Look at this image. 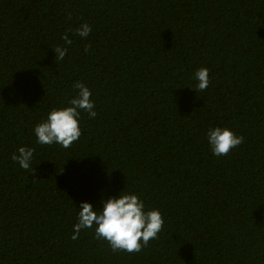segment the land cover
Segmentation results:
<instances>
[{"label": "trees", "instance_id": "16d2710c", "mask_svg": "<svg viewBox=\"0 0 264 264\" xmlns=\"http://www.w3.org/2000/svg\"><path fill=\"white\" fill-rule=\"evenodd\" d=\"M76 81L98 116L81 114L69 148L38 145L33 128ZM213 125L244 142L212 156ZM125 187L162 211L157 239L131 254L92 230L71 239L75 205ZM0 262L264 264V0H0Z\"/></svg>", "mask_w": 264, "mask_h": 264}, {"label": "clouds", "instance_id": "9594fccd", "mask_svg": "<svg viewBox=\"0 0 264 264\" xmlns=\"http://www.w3.org/2000/svg\"><path fill=\"white\" fill-rule=\"evenodd\" d=\"M92 32V26L82 23L74 31L67 30L61 39L63 46L54 49L56 59L63 60L71 46L72 36L87 39ZM88 51V48H85ZM195 81L192 90L203 92L210 84L208 68L201 67L194 72ZM76 94L68 100L66 105L52 108L46 118L33 128L38 145H59L69 148L77 142L81 135V114L87 113L89 118L98 116L92 90L80 81L74 83ZM204 136L212 156H227L244 142V137L237 135L227 126H210ZM35 149L21 146L12 153L11 159L21 169L27 171L34 160ZM99 207L89 201H82L79 207L75 205L76 222L72 227V240L79 238L85 230H92L95 237L106 241L113 252L138 253L155 240L161 233L165 220L162 211L146 205L145 200L135 191H127L126 187L117 195L101 197ZM2 264V262H0Z\"/></svg>", "mask_w": 264, "mask_h": 264}]
</instances>
